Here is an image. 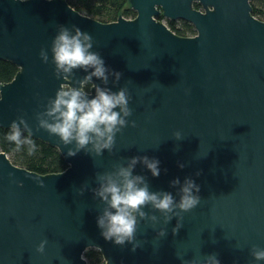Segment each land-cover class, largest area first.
<instances>
[{
  "label": "water",
  "instance_id": "obj_1",
  "mask_svg": "<svg viewBox=\"0 0 264 264\" xmlns=\"http://www.w3.org/2000/svg\"><path fill=\"white\" fill-rule=\"evenodd\" d=\"M127 4L134 17L103 22L66 0H0V59L17 67L10 80L0 82V126L9 128L22 117L32 137L56 147L67 164L62 171L38 173L0 150V264H88L83 252L92 247L104 264L192 259L202 264L209 254L220 264H264L251 255L253 245L264 249V20L252 15L250 0ZM160 13L189 22L195 33L176 34L156 18ZM58 25L88 33L91 51L122 74L115 86L109 77L107 87L128 89L133 111L127 119L135 127L116 134L111 154L81 150L69 157L73 145L38 128L36 113L64 83L51 62ZM42 48L47 63L40 59ZM84 75L74 70L72 86L78 87L75 82ZM93 83L101 82L93 78ZM88 91L91 98V83ZM133 156L160 162L158 177L139 163L134 169L150 191H167L178 200L170 181L190 177L199 185L201 201L181 213L182 227L175 234V217L167 225L139 221L134 251L132 243L103 239L96 220L104 204L89 190L98 186L97 174ZM143 210L160 215L150 207ZM161 228L166 235L157 237ZM43 239L48 241L44 253H37Z\"/></svg>",
  "mask_w": 264,
  "mask_h": 264
},
{
  "label": "clouds",
  "instance_id": "obj_2",
  "mask_svg": "<svg viewBox=\"0 0 264 264\" xmlns=\"http://www.w3.org/2000/svg\"><path fill=\"white\" fill-rule=\"evenodd\" d=\"M92 37L82 32L78 27L71 29L63 25L57 26V33L51 41V62L54 64V75L61 78L54 98H50L44 105V111L36 113L38 128L45 130L49 135L59 138L67 146V155L75 156L81 150L96 156L102 155L104 150L111 154L115 136L126 126L135 127L134 121L127 118L132 115L129 107L131 96L126 87H120L113 92L107 87L109 77L115 86L121 79V73L113 71L105 65L98 52L91 51ZM42 62L47 63L49 57L42 48L39 53ZM83 70L86 75L76 81L78 87L72 86L74 70ZM96 78L100 85L93 83ZM91 83L94 95L85 90ZM103 85V86H101ZM6 139L15 145L16 151L27 149L29 155L37 151V145L32 138L29 125L22 117H17L9 126ZM27 133V134H25ZM176 140L181 139L179 132L172 134ZM141 164L152 177L160 175L159 160L148 156H133L126 164H117L114 170L96 175L97 187L89 189L94 198L104 204L102 213L97 216V227L105 241L123 246L126 242L132 243L134 251L138 243H133L139 221L146 220L155 225L162 220L167 225L173 217L177 223L172 232L175 234L182 227L181 213L194 209L201 201L198 195L200 188L194 180L186 177L181 183L179 178L170 181V187L178 188L177 200L167 191H150L146 178L135 175L134 169ZM184 168L183 163H178ZM200 173L197 172L198 176ZM82 186L78 195H83ZM150 207L160 215L145 212ZM166 235L165 229L157 232V237ZM47 239H43L36 246L37 253H44ZM251 255L256 261H264V249L252 246ZM182 264H198L196 260H182ZM202 264H220L215 254L204 256Z\"/></svg>",
  "mask_w": 264,
  "mask_h": 264
},
{
  "label": "trees",
  "instance_id": "obj_3",
  "mask_svg": "<svg viewBox=\"0 0 264 264\" xmlns=\"http://www.w3.org/2000/svg\"><path fill=\"white\" fill-rule=\"evenodd\" d=\"M66 2L77 11L103 22L115 20L118 15L124 17L135 15L128 7L127 0H66ZM250 5L252 15L264 20V0H250ZM171 29L178 35L195 33L192 24L183 20L172 24ZM16 70L17 67L12 62L0 59V82L10 80ZM88 89L89 84L85 86V90ZM9 130L0 126V150L4 151L14 164L38 173L58 172L66 168L67 164L57 148L40 139L32 137L37 145L34 154L29 155L26 148L16 151L15 145L6 139ZM83 256L88 264H104L101 253L96 248H87Z\"/></svg>",
  "mask_w": 264,
  "mask_h": 264
},
{
  "label": "flooded vegetation",
  "instance_id": "obj_4",
  "mask_svg": "<svg viewBox=\"0 0 264 264\" xmlns=\"http://www.w3.org/2000/svg\"><path fill=\"white\" fill-rule=\"evenodd\" d=\"M193 7L196 8V9H199L200 5L197 2H193ZM127 18H131V17H127ZM156 18L158 20L162 21L170 30H172L171 29V25L172 24H176V23L180 22V20H182V19H169V18L163 16L161 13ZM183 21H185V20H183ZM172 31L175 32L174 30H172Z\"/></svg>",
  "mask_w": 264,
  "mask_h": 264
}]
</instances>
